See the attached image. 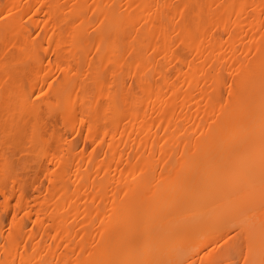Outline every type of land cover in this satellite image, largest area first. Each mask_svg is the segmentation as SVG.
<instances>
[{"label": "bare ground", "instance_id": "6f19581e", "mask_svg": "<svg viewBox=\"0 0 264 264\" xmlns=\"http://www.w3.org/2000/svg\"><path fill=\"white\" fill-rule=\"evenodd\" d=\"M262 104L264 0H0V264L259 260Z\"/></svg>", "mask_w": 264, "mask_h": 264}, {"label": "snow or ice", "instance_id": "6c2138e0", "mask_svg": "<svg viewBox=\"0 0 264 264\" xmlns=\"http://www.w3.org/2000/svg\"><path fill=\"white\" fill-rule=\"evenodd\" d=\"M261 153L262 159H264V104H262V112H261ZM261 198L264 199V176L261 179V189H260ZM234 232L237 233L238 236L245 235L247 237L248 243V252L251 255L254 249L257 247L259 250V260H248L247 258L244 260V264H264V218L259 221V234L257 238L256 226L254 224H249L247 228L243 222L238 225V229H233ZM223 240V237H221ZM228 239L233 240L235 237L230 232L228 233ZM227 243V241H225ZM218 246L219 242H217ZM206 255H210V253H206ZM111 264H157V262L153 261H143V260H125V261H114ZM210 264H223V261H211Z\"/></svg>", "mask_w": 264, "mask_h": 264}, {"label": "rangeland", "instance_id": "374dc122", "mask_svg": "<svg viewBox=\"0 0 264 264\" xmlns=\"http://www.w3.org/2000/svg\"><path fill=\"white\" fill-rule=\"evenodd\" d=\"M5 135V134H4ZM4 135H1V138L4 137ZM1 141V140H0ZM24 139L22 138L21 135H18V137H13L11 139H9L8 143L3 145V148L5 151H8V149H6L7 147H16L17 150H19L20 148H23L25 147V143H24ZM19 156H16L14 157L12 160H14V164H13V167L11 169V173H20L21 172V168L23 167L24 165V162L23 161H18L19 159ZM13 204H15L16 202L15 201H12Z\"/></svg>", "mask_w": 264, "mask_h": 264}]
</instances>
